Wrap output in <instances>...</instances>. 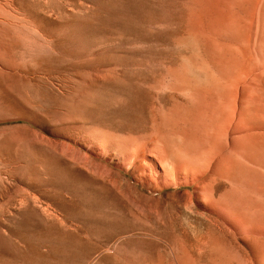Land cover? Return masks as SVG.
I'll return each instance as SVG.
<instances>
[{"label": "rangeland", "instance_id": "rangeland-1", "mask_svg": "<svg viewBox=\"0 0 264 264\" xmlns=\"http://www.w3.org/2000/svg\"><path fill=\"white\" fill-rule=\"evenodd\" d=\"M263 11L264 0H0V264H69L54 253L63 243L88 252L82 264H260L264 136L235 145L251 124L264 134L250 100L264 94ZM152 151L208 170L196 185H222L216 213L239 225L229 233L245 256L221 249L194 186L149 175ZM222 157L246 170L210 175ZM83 219L106 221L104 235L82 233L96 229Z\"/></svg>", "mask_w": 264, "mask_h": 264}, {"label": "bare ground", "instance_id": "bare-ground-1", "mask_svg": "<svg viewBox=\"0 0 264 264\" xmlns=\"http://www.w3.org/2000/svg\"><path fill=\"white\" fill-rule=\"evenodd\" d=\"M48 5V4H47ZM264 12V11H263ZM263 19H264V17H263ZM264 34V33H263ZM262 43V42H261ZM263 45V44H262ZM240 61V60H239ZM238 61V62H239ZM180 72V71H179ZM177 74V73H176ZM215 78V77H214ZM255 81H256V79H254ZM209 82V81H208ZM212 82H214V81H212ZM211 82V83H212ZM222 82V81H221ZM210 83V84H211ZM212 84H214V83H212ZM225 84V83H224ZM223 84V85H224ZM209 85V84H208ZM216 85V84H215ZM218 86H219V84H218ZM223 87V86H222ZM226 87V86H225ZM224 87V88H225ZM221 88V87H220ZM216 89V88H215ZM218 89V88H217ZM223 89V88H222ZM223 90H225V89H223ZM208 91V90H207ZM211 92V91H210ZM212 92H215V91H212ZM219 93L221 94V93H224L223 91L222 92H220L219 91ZM258 94H256V95H254V97L253 98H251L250 96V100H253V106L250 108L251 110H252V112L254 113V114H260V113H263L264 112V94L263 93H259V92H257ZM211 94V93H210ZM219 94V95H220ZM226 94V93H225ZM224 94V97L222 98V103L221 104H219V106L220 105H222L223 104V106L225 105V107H223V109H219L218 110V112H219V115H221V117H225V114H226V110H227V108H229L230 107V100L228 101V99H227V97H226V95ZM222 95V94H221ZM202 96V95H201ZM211 96V95H210ZM215 97H217V96H215ZM245 97V96H244ZM204 98H206V97H204ZM211 98V97H210ZM229 98V97H228ZM129 99H130V97H129ZM201 99V98H200ZM217 99V98H216ZM230 99V98H229ZM239 100V99H238ZM237 100V101H238ZM110 103V102H109ZM197 103V102H196ZM214 103V102H213ZM235 103H237V102H235ZM250 103V102H249ZM204 104V103H203ZM232 104V103H231ZM247 104V103H246ZM208 105H211V104H208ZM214 105V104H213ZM235 105V104H234ZM108 106V105H107ZM205 106V105H204ZM204 106H202L203 108H204ZM215 106V105H214ZM233 106V105H232ZM237 105H235V107H236ZM249 106V105H248ZM212 107V106H211ZM216 107V106H215ZM222 107V106H221ZM247 107V106H246ZM245 107V108H246ZM110 108V107H109ZM219 108V107H218ZM232 108V107H231ZM230 108V109H231ZM238 108V107H237ZM209 109H210V106H209ZM248 109V108H247ZM109 111V110H108ZM200 111V110H199ZM212 113H214V112H212ZM212 113H210V114H212ZM215 113H216V111H215ZM214 113V114H215ZM238 113V112H237ZM200 114V113H199ZM209 114V113H208ZM243 114H244V107L243 106H241L240 108H239V115H240V117L242 116L243 117ZM202 115H203V113H202ZM216 115V114H215ZM215 115H213L214 116V118L216 117ZM204 116V115H203ZM211 116V115H210ZM209 116V117H210ZM237 116V115H236ZM255 116V115H254ZM257 116V115H256ZM252 117V116H251ZM259 117V116H258ZM198 118V117H197ZM236 117H234V119H235ZM254 118V117H253ZM131 119V118H130ZM211 119L212 120H214L213 119V117H211ZM210 119V120H211ZM221 119V118H220ZM203 120V119H202ZM237 120V119H236ZM235 120V121H236ZM254 120H255V118H254ZM221 121H223V120H221ZM241 121H242V118H241ZM249 121V120H248ZM244 122H245V119H244ZM247 122V121H246ZM207 123H209V122H207ZM206 123V124H207ZM213 123V122H212ZM219 123V122H218ZM215 124V123H214ZM234 124V123H233ZM216 125H217V123H216ZM216 125H215V127H216ZM245 125V124H244ZM233 127V126H232ZM245 127V126H244ZM206 128H208L207 126H206ZM222 128V127H221ZM154 129H156L155 127H154ZM208 129H210V128H208ZM215 130V129H214ZM242 129H241V126L239 125V124H237V125H235V128H234V131L235 132H240ZM187 131V130H186ZM207 131V130H206ZM194 132V131H193ZM245 132H246V130H245ZM262 132V131H261ZM192 133V132H191ZM237 134V133H236ZM235 134V135H236ZM178 135V134H177ZM242 135H244V133L242 134ZM176 136V135H175ZM183 136V135H182ZM262 136H264V134L262 133H260V132H258V129H257V127H255L254 125H252L251 124V126L249 127V131L248 132H246V134L241 138V140L240 141H238V144L237 145H235L236 146V152L238 151V150H242V149H245L246 147H250V148H254L255 146H256V142H257V140L260 138V137H262ZM193 137V136H192ZM198 137V136H197ZM176 138V137H175ZM223 139V138H222ZM183 140H184V138H183ZM137 141V140H136ZM222 141V140H221ZM223 142V141H222ZM180 143H182V140H181V142ZM208 145L209 144V146L211 147V149L212 150H214V149H218V143H217V141H216V139H212V140H207L206 141V143H203V145ZM236 144V143H235ZM158 151H161L160 149L158 150ZM163 151V150H162ZM161 151V152H162ZM189 151V150H188ZM233 151H235V149L233 148ZM167 152H169V151H167ZM191 152V151H190ZM209 152H211V151H209ZM151 153V152H150ZM149 153V154H150ZM159 152H157V154L156 155H154L153 154V151H152V154L154 155V157H152L151 158V160H149L148 162H146L145 163V165H143V168L144 169H147L148 171H149V175H151L154 179L156 178H158V179H161V181H162V184H164V186H167V187H170L171 185H175V186H177L178 185V183L176 184V181H175V178L176 177H179V179L181 180L180 182V184L179 185H183V186H189V185H192V186H194V189L197 191V193L198 192H201L200 193V196H198L197 198H196V200H197V205H199V207H201V209H205V208H208L209 210H211L212 212H213V214H216L217 215V204H216V202L214 201V199H213V197H212V193L216 190V191H221L222 190V185H219L218 186V188L216 189L215 187H214V185H213V181H212V179L209 177V181L207 180V181H204L203 183H201L200 185H196V183H195V180L197 179V173H201V175H202V173L203 172H201L202 170L205 172V168L204 169H200V168H194V167H191V166H187V164H185V165H178V164H176V163H173L172 164V162H169V160H166L163 156H161V155H159L158 154ZM181 153V152H180ZM192 153V152H191ZM204 153V152H203ZM206 153V152H205ZM214 153V152H213ZM168 154V153H167ZM185 154V153H184ZM186 154H188V153H186ZM199 154V153H198ZM207 154V153H206ZM215 154V153H214ZM223 154V153H222ZM152 155V156H153ZM190 155V154H189ZM167 156V155H166ZM165 156V157H166ZM172 156V155H171ZM191 156V155H190ZM107 157H108V159L110 158V160L112 159V158H114L115 160L114 161H121V158L113 151V150H108V152H107ZM200 157V156H199ZM198 157V158H199ZM206 156L204 155V158H205ZM207 157H208V154H207ZM206 157V158H207ZM214 157V156H213ZM134 158H135V156H134ZM189 158V157H188ZM205 158V159H206ZM210 158V157H209ZM89 159V158H88ZM136 159V158H135ZM134 159V160H135ZM181 159V158H180ZM192 159V158H191ZM176 160V159H175ZM208 159H206V161H207ZM147 161V160H146ZM205 161V162H206ZM173 162H174V160H173ZM188 162H191V160L190 161H188ZM158 164H159V166H158ZM181 164V163H180ZM209 167H211V168H213L212 166H209ZM93 168V167H92ZM207 168V167H206ZM95 169H97V167L95 168ZM136 169H138L139 170V168L138 167H136ZM161 169V170H160ZM208 169H210V168H208ZM242 170H246V168H243V166H242V164H240V163H237V162H235V161H233V160H230L229 159V157H222L220 160H219V163L217 164V166H216V168L213 170L212 169V171L210 170V175H214V176H216V175H218L219 177H221V179H228V180H230L231 178H232V174L233 173H235L236 171L237 172H239V171H242ZM208 171V170H207ZM205 172L206 173V175L208 176V174H209V172ZM94 172H95V170H94ZM107 176V175H106ZM206 176V177H207ZM236 176V175H235ZM111 177V176H110ZM205 178V177H204ZM110 179V178H109ZM237 179V178H236ZM200 180H203V178H201ZM98 181H101V180H98ZM217 181V180H216ZM179 182V181H178ZM115 183V181L113 182V184ZM121 184H123V183H121ZM125 184V183H124ZM117 185V184H116ZM68 187H69V190H71V188L73 187V185H72V183L71 182H68ZM117 187V186H116ZM178 187V186H177ZM120 188H123V186L121 187L120 186ZM125 188V187H124ZM128 191V190H127ZM211 193V194H210ZM214 194H215V192H214ZM214 194H213V196H214ZM224 197H222V202L223 203H225V201H226V197H225V195H223ZM193 199V198H192ZM88 206L90 207V211H91V213L88 215V217H90L91 216V214L93 213V212H96V213H101L102 212V209H103V205H102V203L101 202H98L97 201V203H90V204H88ZM222 208V207H221ZM220 208V209H221ZM102 215V214H101ZM108 216V215H107ZM217 220H218V223H219V234H218V239H217V241H219V245H221V246H223V248H221V249H223L224 250V252L225 253H229L230 254V256L232 255L231 253H236V254H238V255H240L241 254V256H245V254H247L245 251H243L240 247H239V245H238V242L240 241L239 239H237V240H233V239H231V237L234 235L235 236V234H236V232H237V234L239 233V231H238V226L239 225H237L236 223H234V226H232L231 224L232 223H229V221L227 220V218L225 217V216H223V215H217ZM73 219H76L75 217H73ZM78 219V218H77ZM101 219V218H100ZM263 219V218H262ZM81 220V219H80ZM113 221L114 220H112L110 223L111 224H113ZM263 221V223H264V220H262ZM83 223H85L86 225H89V224H91L93 227H96V229L95 230H93V229H88V228H84V230H82L81 232L82 233H84V234H86V235H88V237L90 238H96V239H99V238H101L102 237V234H103V232H102V227H104L105 226V224L107 223L106 221H101V220H99V219H89L88 221H87V219H83ZM89 223V224H88ZM241 224V223H240ZM260 226V225H259ZM229 227H232L236 232H234L235 234H233L232 236H230V233H229V231H230V228ZM262 227H263V224H262ZM105 229V228H104ZM257 230V229H256ZM261 231V234L263 233L264 234V229H260ZM263 230V231H262ZM107 231V230H106ZM254 231V230H253ZM258 231V230H257ZM232 232V231H231ZM252 232V231H251ZM254 232H256V231H254ZM259 232V233H260ZM253 233V232H252ZM240 234V233H239ZM238 234V237L240 236ZM104 235V234H103ZM261 236H263V235H261ZM216 237H217V235H216ZM237 237V238H238ZM105 238H107V239H109L110 238V236H105ZM235 238V237H234ZM254 238V237H253ZM263 239V238H262ZM261 239V237H257L256 239L254 238V240L252 241V243H251V250H252V252H254V253H256V254H261V259H260V264H264V250L263 249H261V247H260V244H263L264 243V240H262ZM231 240V241H230ZM214 241H215V239H214ZM214 241H213V243H214ZM203 243V242H202ZM218 246V245H217ZM200 248V247H199ZM213 248V247H212ZM215 248V247H214ZM73 247H72V245H70V244H68V243H63L61 246H60V249L59 250H57V251H55L54 253H55V255H57V256H64L65 254H67V253H70V256L69 257H66V256H64L66 259L65 260H67L68 262H69V264H82L86 259H87V257H88V252L87 251H85V250H77V251H75V250H73ZM199 250V249H198ZM215 250H216V248H215ZM222 250V251H223ZM219 251H221V250H219ZM220 253V252H219ZM212 254V253H211ZM248 254H249V252H248ZM205 256V255H204ZM208 256V255H207ZM210 256V255H209ZM228 256V255H227ZM247 257L249 256V255H246ZM223 257V256H222ZM205 258V257H204ZM217 258V257H216ZM226 259V258H225ZM212 261V260H211ZM210 261V262H211ZM230 261V260H229ZM248 261H249V259H248ZM253 261V260H252ZM163 262V261H162ZM219 262V261H218ZM220 263H221V261H220ZM225 263V262H224ZM230 263V262H229ZM228 263V264H229ZM244 263V262H243ZM253 263V262H252ZM226 264V263H225ZM249 264V263H248Z\"/></svg>", "mask_w": 264, "mask_h": 264}]
</instances>
